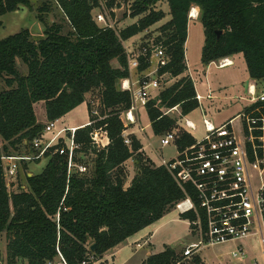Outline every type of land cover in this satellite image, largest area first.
Returning <instances> with one entry per match:
<instances>
[{
    "label": "trees",
    "instance_id": "1",
    "mask_svg": "<svg viewBox=\"0 0 264 264\" xmlns=\"http://www.w3.org/2000/svg\"><path fill=\"white\" fill-rule=\"evenodd\" d=\"M51 1L66 21V33L61 24L45 25L43 15L49 12L45 5L37 8V19L44 25L40 40L32 41L28 30L0 40V79L7 76V89L0 92V139L4 143L0 157L18 154L42 133L44 125L34 112L36 103L44 104L46 120L53 122L84 103L86 94L96 89L102 119L74 133L79 150L92 157L85 175L68 177L66 156L51 154L55 146L45 154L47 162L39 174H26V189L18 186L17 192L10 193L0 160V233L6 235V264H61L60 257L66 264H95L109 250L172 212L185 198L166 169L143 156L135 137L126 146L121 135L124 128L119 115L131 105L130 93L119 86L129 77L123 43L164 18L162 11L154 10L162 0H135L123 18L144 16L119 31L95 22L99 0ZM166 2L170 20L163 31L169 34L162 46L169 62L158 75L167 73L178 80L144 103L155 136L177 126L178 120L165 110L178 107L182 117L199 107L193 81L183 76L191 8H197L203 28L202 65L242 54L250 79H264V0ZM111 4L107 3L108 8ZM20 7L31 8L30 0H0V18ZM17 60L26 67L25 76L18 75ZM113 61L117 67L112 66ZM147 68L144 58H139L138 71ZM99 127L106 131L109 144L97 151L89 136ZM193 143L189 134L180 132L177 151ZM130 160L136 173L125 188L122 168ZM187 190L196 203L193 190ZM179 218L191 222L194 215L187 212ZM177 259L174 249L165 248L141 264H174ZM194 264L203 263L195 258Z\"/></svg>",
    "mask_w": 264,
    "mask_h": 264
},
{
    "label": "built area",
    "instance_id": "2",
    "mask_svg": "<svg viewBox=\"0 0 264 264\" xmlns=\"http://www.w3.org/2000/svg\"><path fill=\"white\" fill-rule=\"evenodd\" d=\"M106 3V0H99L98 13L94 15V19L98 25L113 29L114 21L108 15L116 13L119 7L114 5L108 8ZM126 55L129 72L138 70L141 57L148 68H155L157 75L159 69L169 62L166 48L161 44L143 47L135 57H130L127 53ZM212 64L221 69L232 66V61L223 58ZM158 77L169 80L170 75L166 73ZM129 85L124 82L123 88L130 93L131 105L119 115L124 128L121 135L126 146L131 144L128 128L137 123L134 115L135 104L151 99L150 93L159 88L158 79L141 81L132 89ZM247 93L249 104L243 112L219 126L203 118L204 136L194 140L191 146L178 152L176 157L161 159L157 165L166 169L185 194L184 200L175 206V210L179 214L191 212L194 215V220L188 221V224L192 230L191 234L194 233L197 240L184 248L174 264H194V258L205 248L226 243H238L230 252V256L242 262L247 253L240 243L252 237H256L260 242L264 258V89L258 90L256 83H253L248 86ZM195 98L199 104L204 99H211V94L208 93L205 97L196 94ZM175 109L176 107L165 112ZM90 113L91 119L84 126L67 128L70 131L67 138L62 136L64 128H61L48 140H44L42 134L53 133L57 124V120L48 122L42 133L31 143L36 151L34 156L2 155L0 160L6 163L4 178L15 179L21 162L40 160L55 146L57 147L51 154L66 156L68 177L73 174H87L90 165L77 162L76 153L80 146L74 142V133L77 129L93 126L102 119L97 112ZM186 125L194 129L193 124L186 122ZM180 132L187 133L176 126L164 134L160 139V146L172 145L176 149ZM89 137L92 147L97 151L106 149L109 144L106 131L102 127L94 129ZM187 187L193 190L196 203L189 196ZM135 246L140 247V244L135 243ZM60 262L66 264L61 257ZM251 262L264 264L256 256L252 257Z\"/></svg>",
    "mask_w": 264,
    "mask_h": 264
},
{
    "label": "rangeland",
    "instance_id": "3",
    "mask_svg": "<svg viewBox=\"0 0 264 264\" xmlns=\"http://www.w3.org/2000/svg\"><path fill=\"white\" fill-rule=\"evenodd\" d=\"M31 2V8L28 7H20L18 11L13 13L5 14L0 18L2 22V26L0 27V40L11 36L13 34H16L20 32L21 30H28L31 35V40L34 42H37L43 37V30L44 25L40 23L37 19V8L41 6L48 5L49 12L47 14H44V22L45 25L50 26L51 24H61L63 26V33H66L68 30L66 21L61 13V11L57 8L56 4L51 0H30ZM106 2L112 3V7L114 5L119 7V10L116 11V13H111L108 15L113 21V29L119 31L133 23H135L137 20L142 18L144 15H141L139 17H136L134 19L130 18H123L124 14L128 15L130 12V8L132 7L135 0H106ZM106 3V7L107 6ZM120 3V4H119ZM122 5V6H121ZM122 8V9H120ZM196 10L197 15L194 18H189L191 20H194L196 17L199 16L197 8L193 7ZM192 9V8H191ZM154 10L162 11L164 14V18L159 21L158 23L152 25L148 29L144 30L143 32L139 33V35L133 40L130 41L128 46V50L126 51L127 54H129L130 57L137 56V54L140 52V50L143 47L161 44L165 41L166 37L168 36L169 32L163 31V26L170 20L169 15V7L166 2V0L159 1L154 5ZM191 12V10H190ZM189 12V13H190ZM98 13V10L94 12V14ZM190 16V14H189ZM199 24L195 21H190L189 23V31H188V38L190 39L189 47H188V58L186 59L187 64L193 68L195 67L199 62V48H198V41L201 40V36H203L202 32H200ZM101 26V24H99ZM112 66H117V63L115 61L112 62ZM16 69L18 72V75L25 76L26 75V67L17 60L16 62ZM200 72V71H199ZM228 72H230L228 69L224 70H218L214 66H211L206 73L207 79L210 80L212 83V90H215V93L217 91L216 97H214L212 100H206L203 101L204 104H206L209 109L207 110V114L215 116L217 120H222L226 117L232 119L235 116H237L239 113L243 112V106L247 104V101L245 99L248 97L246 96V92L242 95L241 93H236L235 91L231 90L230 83L225 84V87H216L217 83H224V81H230ZM201 77H203L202 73H199ZM239 76V75H238ZM6 77H3L0 79V92L7 89L4 80ZM130 80V87L135 88L137 87L141 81H149L153 79H158L159 88L155 90V92L150 93V98L153 96H156L161 92L163 89L169 87L171 84L176 82V78L169 79V80H163L160 79L157 75V71L152 66L151 68L146 69L143 72H139L138 70H131L129 72ZM205 83L204 78H202ZM239 79V80H238ZM243 78L239 76V78H235V80L240 82ZM223 81V82H222ZM124 82H120L119 86L122 90ZM198 89L200 93H204L206 91V86L200 85V82L197 80ZM257 89H264V79L256 81ZM124 86L127 87L125 84ZM220 88V90H219ZM215 95V94H213ZM242 97V98H241ZM147 101V100H146ZM146 101H138L136 106V111L134 113L136 124L131 125L128 128V133L130 138L132 137L136 138L137 132L142 134V132L139 131L140 127H143V125L139 122V114L138 110L139 107L144 105ZM85 103L87 105L88 110V121L91 119V113L90 111L97 112L98 116H101L102 107L100 104V93L98 90L93 89L91 92L86 94L85 96ZM249 104V103H248ZM179 111V110H178ZM35 116H37L39 119L43 117L44 112V105L42 102L36 103L35 105ZM172 118H177L178 113H170ZM203 114L201 113V108L198 107V110L195 111L192 118L196 119V131L194 132V136L197 140L201 139L203 136ZM87 115L83 109V107L76 109L72 111L66 119L63 120L64 124L62 122L55 125L54 132L53 133H46L42 134L44 140H48L56 131H58L60 128L70 127L71 125H79L84 124L87 120ZM123 118V116H121ZM227 118V119H228ZM228 121V120H227ZM48 122H45L43 124L44 126ZM144 124V123H143ZM64 125V126H63ZM179 128L180 126L177 125ZM68 134H70L69 129L64 128V133L62 134L63 137L67 138ZM145 134V132H144ZM202 136V137H201ZM149 139L145 141L146 147V153H143V156L147 159H149L153 165H158L161 159H171L177 156V151L174 146H167L161 148L160 141L155 140L153 143V147L150 145ZM3 142L0 139V147L3 146ZM36 154V151L32 148L31 145H27L24 147L18 154L15 155H28V156H34ZM5 155V154H2ZM77 162L86 166H89L92 162V157L89 155H84L82 151H78L76 153ZM152 158V159H151ZM47 159L42 158L38 162H21L19 164L17 177L13 180H7L4 178L6 186L9 184V187L7 188L8 192H17L18 186L23 187V189H26V180L25 176L26 174H39L42 169L44 168ZM24 165H27V168H24ZM6 166V163L2 162V167L4 171V167ZM122 171L125 174L124 179V186L128 184L134 177L136 173L135 164L132 160L125 163V165L122 168ZM191 228L189 227V224L185 220H182L179 218L178 212L174 209L172 212L166 214L163 218H161L159 221H157L151 228H149L146 232H142L141 236H149L150 235V242H151V249L152 253H159L162 252L165 248H174L177 255L180 257L182 251L184 250L185 245H187L190 242H195L197 240V236L194 235V233L191 234ZM6 235L5 233H0V264H6L5 259V245H6ZM146 238V237H145ZM238 243H226L222 245H216L212 247H207L203 251L199 253V255L195 258H198L203 264H252L251 259L253 256H256L258 260L263 263L264 258L261 254V244L258 241L256 237H252L246 241H242L240 244L243 246L244 250L247 253V257L244 259V261L239 262L237 260H234L230 256V252L235 248V246ZM145 249H139V255H141ZM194 258V259H195ZM194 261V260H193ZM136 263V262H132ZM22 264V263H19ZM99 264V263H95ZM102 264H105L103 262Z\"/></svg>",
    "mask_w": 264,
    "mask_h": 264
},
{
    "label": "crops",
    "instance_id": "4",
    "mask_svg": "<svg viewBox=\"0 0 264 264\" xmlns=\"http://www.w3.org/2000/svg\"><path fill=\"white\" fill-rule=\"evenodd\" d=\"M190 21H195L196 23H200L198 17H196L194 20H191V19L188 20V25H187V38H186V42L184 44L185 64H186V68L187 69H186L185 73L183 74V76H189L191 78V80L193 81V84H194L195 93L196 94H199L201 96H204V97L209 93V94H211V99H209V100H212L214 97H216L217 91L215 93V90H212V83L210 82L209 79H207V76H206L207 70L211 66H214L218 70L228 69L230 71V72H228L229 80H230V78H232V80H230V81H224V83H217V86L216 87H225L226 86L225 84L230 83L231 90L235 91L236 93H241L242 95L246 92V96L249 98V95L247 93L248 86L251 85V84H253V83L255 84L256 81H253L252 79H250V77L248 75V72H247L246 64L244 62V59H243L242 54H236V55H233L231 57H228V59L232 61V66H229V67H225V68L219 69V68H217L212 63H210L207 66H204V65L201 64V61H200L201 51H202V47L204 45V35H203V36H201V40L197 42L198 43V48H199V62H198V64L195 67H193V68H191L187 64L186 59L188 58V47H189V43H190V39L188 38V31H189V23H190ZM199 29H200V32H202V34H203V28H202L201 23L199 24ZM138 35L130 38L129 40H127V41H125L123 43V46L126 49V51L128 50V46L127 45H129L130 41H133ZM115 67H117V66H115ZM199 73H202L203 74L202 75L203 77H201V75ZM238 75L240 77H242L243 79L240 82L237 83V81L235 80V78L236 77L239 78ZM171 78H169V79H171ZM202 78H204L205 83L202 82L203 81ZM173 79H175V78H173ZM176 79L178 80V78H176ZM197 80L200 82V85L201 86L205 84L206 91L204 93H200V91L198 89V86L196 85L197 84ZM121 81L122 82H128V83H130V80L128 78L127 79H124V80H121ZM219 90H220V88H219ZM152 92H155V91H152ZM213 94H215V95H213ZM156 96H153L152 98H155ZM206 100L207 99H204V100H202L199 103V108H201V113L203 114L202 119L203 118H206L207 120H209L215 126H219V125L225 123L227 120H230V118H228V117H226V118H224L222 120H217L216 118H214L215 116H213V115H209L208 116L207 110L209 109V107H207L206 104L203 103V101H206ZM245 101H247V98L245 99ZM35 105H34V109H35ZM247 106H248V101H247V104H245L242 109L244 110ZM81 107H83V109H84V111H85V113L87 115L86 122L84 124L71 125L70 127L69 126L68 127H65L63 125L64 128H72V127L73 128H77V127L84 126L88 122V117L89 116H88L87 105H86L85 102L82 103L77 108H75L74 110L79 109ZM74 110H72V111H74ZM137 110H138V114H139V116H138L139 117V120H140L139 122L143 125V127H140V128H142L143 130L142 131L139 130L140 132H142V134H140V133L137 132L136 139L141 144V150L140 151L142 153H146V147H147V145L145 144V141L147 139H149V141L151 142L150 145H151V147H153L154 141L156 139L160 141V139L162 138V136H155L153 134V132L151 130V127H150V122L148 120L146 111L144 109V105H142L141 107H139V109L137 108ZM197 110H198V108L195 109L194 111H192L191 113H189L188 115H185V116H182V117L180 116V109L178 107H176V109L174 111H170L168 113L165 112V111H167V110H165L164 113L166 115L170 116V117H171V115H169L170 113H176V114L178 113L179 116H177L176 119L178 120L177 121V125L180 126L179 128L184 129L187 132V134H189L194 140H197L195 138V136H194V132L196 131L195 127H196V124L197 123H196V119H193L192 118L193 114ZM70 113H68L67 115H65L61 119L57 120V124L60 123V122H62V124H64L63 120L66 119V117H68V115ZM36 119L41 124H45V122H47L46 116H45V109H44V112H43V117H41V119H39L36 116ZM186 122L187 123H190V124H193L194 125V129H191V128L187 127ZM144 132H145V134H144ZM202 136H204V130H203V135ZM161 148H163V147H161ZM176 151H177V148H176ZM27 175L28 176L29 175L32 176L33 174H27ZM130 182H128V184L126 185V187L129 186ZM186 222L188 224V221H186ZM154 224L148 226L147 228L143 229L142 231H140V232L136 233L135 235L131 236L126 241H124L122 244H120V245L114 247L113 249L109 250L107 253H105L102 256V258L98 259L97 263L102 264L103 262H105V264H141L147 257H149L150 255H153L154 253H152L153 251H152V249L150 247L151 246L150 235L149 236H146V235L141 236L140 234L142 232L143 233L146 232ZM135 243H139L140 244V247H136L135 246ZM190 243H188V244H190ZM187 245H185L183 247H186ZM145 248H147L146 251H144L141 255H139L138 250L139 249H142L143 250ZM172 249H174V248H172ZM132 262H136V263H132Z\"/></svg>",
    "mask_w": 264,
    "mask_h": 264
},
{
    "label": "bare ground",
    "instance_id": "5",
    "mask_svg": "<svg viewBox=\"0 0 264 264\" xmlns=\"http://www.w3.org/2000/svg\"><path fill=\"white\" fill-rule=\"evenodd\" d=\"M196 15H197L196 10L192 8L190 12V18H194Z\"/></svg>",
    "mask_w": 264,
    "mask_h": 264
},
{
    "label": "water",
    "instance_id": "6",
    "mask_svg": "<svg viewBox=\"0 0 264 264\" xmlns=\"http://www.w3.org/2000/svg\"><path fill=\"white\" fill-rule=\"evenodd\" d=\"M217 35H219V34H217ZM31 175H29V177H30ZM90 252L91 253H94V251H95V245L93 244L91 247H90Z\"/></svg>",
    "mask_w": 264,
    "mask_h": 264
}]
</instances>
